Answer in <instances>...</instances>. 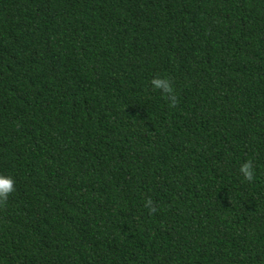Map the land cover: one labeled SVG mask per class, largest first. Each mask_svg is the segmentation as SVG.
I'll return each mask as SVG.
<instances>
[{
	"label": "trees",
	"instance_id": "16d2710c",
	"mask_svg": "<svg viewBox=\"0 0 264 264\" xmlns=\"http://www.w3.org/2000/svg\"><path fill=\"white\" fill-rule=\"evenodd\" d=\"M0 173V264H264V0H0Z\"/></svg>",
	"mask_w": 264,
	"mask_h": 264
},
{
	"label": "clouds",
	"instance_id": "9594fccd",
	"mask_svg": "<svg viewBox=\"0 0 264 264\" xmlns=\"http://www.w3.org/2000/svg\"><path fill=\"white\" fill-rule=\"evenodd\" d=\"M150 83L153 91H159L163 96L170 98L173 105L175 104L176 96L174 86L169 78L156 76L150 81ZM239 174L244 181L251 182L255 179L256 168L251 159L240 164ZM15 183V179L11 174L0 173V206H3L11 194L15 192Z\"/></svg>",
	"mask_w": 264,
	"mask_h": 264
}]
</instances>
